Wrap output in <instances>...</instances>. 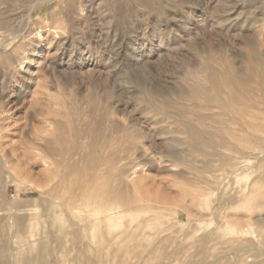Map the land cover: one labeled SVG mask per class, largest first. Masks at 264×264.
Returning <instances> with one entry per match:
<instances>
[{
	"label": "rangeland",
	"instance_id": "374dc122",
	"mask_svg": "<svg viewBox=\"0 0 264 264\" xmlns=\"http://www.w3.org/2000/svg\"><path fill=\"white\" fill-rule=\"evenodd\" d=\"M149 3L0 0V264H18L20 248L32 264H264V202L241 198L264 157L213 184L182 125L196 123L192 92L208 88L206 63L218 57L241 71L250 41L264 50V0ZM170 139L178 163L167 156ZM47 144L71 150L80 171L105 145L123 150L127 180L146 177L131 193L142 210L102 241L108 231L86 224L85 207L68 210L52 192L48 176L63 167L42 153Z\"/></svg>",
	"mask_w": 264,
	"mask_h": 264
},
{
	"label": "bare ground",
	"instance_id": "6f19581e",
	"mask_svg": "<svg viewBox=\"0 0 264 264\" xmlns=\"http://www.w3.org/2000/svg\"><path fill=\"white\" fill-rule=\"evenodd\" d=\"M139 1L146 6L151 5L150 0ZM249 43L250 52L244 70L239 71L231 63L218 57L210 59L211 63H206L202 69V80L208 88L203 90L199 87L192 92V98L199 102L198 106L196 105L199 109L196 123L182 119L183 134L186 135L190 146L209 161L211 171L208 173L212 175L213 184H221L228 177L238 176L239 172L251 166L253 161L264 157V50H259L255 41ZM217 65L220 68H217ZM112 129L114 133L120 130L114 123ZM136 137V134L125 136L123 141L132 138L136 140ZM177 142L176 139H170L165 147L167 156L175 163H178L179 159L175 152ZM111 147L105 145L102 148L103 155L97 161L94 159L89 169L83 171L77 170L72 163V151L68 148L56 150L51 144H47L42 150L44 154L59 158L56 166L63 167V170L54 172L55 174L51 172L53 177L46 175L49 182L56 181L52 192L61 198H68V201H65L68 210L76 211L85 207L88 210L86 224L89 223V219H93L94 223L91 224L93 230L102 227L108 231L106 235L104 233L100 235L102 241L108 240L111 233L121 229L126 217L133 216L136 210H142V201L133 199L131 193L135 191L136 183H144L146 180L143 176L133 177L136 172L127 180L128 173L133 169L126 164L129 157H125L123 150L112 153ZM134 151L140 149L135 147L128 153ZM141 158H145V155L142 154ZM261 165L257 167L258 170ZM254 179L250 190H245L247 188L243 190L242 203L250 200L264 202V170ZM155 203L159 204L160 201L156 199ZM23 223L19 219L16 223L20 233L26 228ZM73 227L77 228V225L73 224L71 228ZM142 227L143 223L140 222L131 232L127 231L125 241H136L135 234ZM0 231L1 235H6L7 229L1 226ZM72 234L76 236L75 231ZM121 237L122 235H119L117 239ZM26 245L23 242L20 246L24 248ZM44 254L43 248L37 252L39 256ZM7 259H3L6 260V264ZM18 264H32L31 258L26 256L21 248L18 252Z\"/></svg>",
	"mask_w": 264,
	"mask_h": 264
}]
</instances>
